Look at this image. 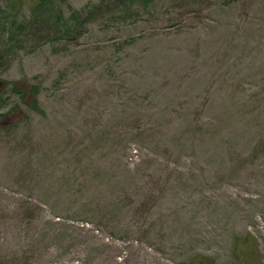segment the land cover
Instances as JSON below:
<instances>
[{
	"label": "rangeland",
	"instance_id": "1",
	"mask_svg": "<svg viewBox=\"0 0 264 264\" xmlns=\"http://www.w3.org/2000/svg\"><path fill=\"white\" fill-rule=\"evenodd\" d=\"M32 1L0 0V264H264V0Z\"/></svg>",
	"mask_w": 264,
	"mask_h": 264
},
{
	"label": "trees",
	"instance_id": "2",
	"mask_svg": "<svg viewBox=\"0 0 264 264\" xmlns=\"http://www.w3.org/2000/svg\"><path fill=\"white\" fill-rule=\"evenodd\" d=\"M142 0H122L121 4L129 9H134L135 5L142 4ZM148 1V0H144ZM7 4L10 7V15H11V20L13 23H18L20 16L22 15V8L24 6V0H7ZM52 0H33L32 2H28V7L31 13V18L33 20V23H37V21L42 18L43 16L46 15V9L47 6L53 4ZM128 3L130 5H128ZM94 5V4H91ZM99 9H102L100 6H92V9L90 6L87 7V13L89 15H93L96 11ZM90 10V11H89ZM64 18V13L63 11H59V17L56 19L57 21L54 23L55 26L59 25V22H61ZM83 19H88L84 17V14L78 11H73L72 14L70 15L68 21L71 23L73 22L75 25L79 23H83ZM24 29V26L22 27ZM18 91V90H16ZM20 93H25V92H20Z\"/></svg>",
	"mask_w": 264,
	"mask_h": 264
}]
</instances>
